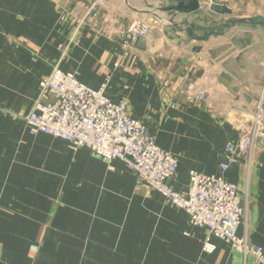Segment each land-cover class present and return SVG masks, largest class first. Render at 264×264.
Listing matches in <instances>:
<instances>
[{"label":"crops","instance_id":"obj_1","mask_svg":"<svg viewBox=\"0 0 264 264\" xmlns=\"http://www.w3.org/2000/svg\"><path fill=\"white\" fill-rule=\"evenodd\" d=\"M92 1L0 0V264H259L216 236L207 252L208 230L144 188L123 160L34 133L25 114L58 62L83 84L104 86L179 159L168 181L175 190H188L193 170L239 187L248 199L239 235L264 249V118L251 160L221 168L238 139L235 119L251 118L264 97V27L240 24L199 40L184 25L196 24L202 37L203 27L228 18L264 21V0H199L191 13L169 12L174 0H100L97 26H84L61 60L71 13ZM214 3L232 14L211 11ZM137 19L153 28L125 52L118 32ZM190 88L204 100L188 102L180 90Z\"/></svg>","mask_w":264,"mask_h":264},{"label":"built area","instance_id":"obj_2","mask_svg":"<svg viewBox=\"0 0 264 264\" xmlns=\"http://www.w3.org/2000/svg\"><path fill=\"white\" fill-rule=\"evenodd\" d=\"M101 2L86 3L89 7L83 16L71 13L74 25L72 38L62 48L61 60L72 44L79 42L84 26H97ZM64 12L61 19H65ZM153 25L144 20H134L118 32L122 47L127 52L140 40L146 38ZM188 102L203 101L204 94L194 88L181 89ZM171 106H176L175 102ZM264 97L255 105L251 118L235 119L239 131L238 139L226 145V160L221 164L225 172L233 164L250 161L256 141L263 135ZM32 132H44L66 140L77 150L89 147L110 163L119 158L138 176L146 189H155L166 200L184 209L189 222L196 227L206 228L209 235L204 249L215 250L211 236L229 242L244 258L252 256L264 264V249L250 242L247 236L239 235V228L246 217L248 199L243 198L239 187L225 176L191 171L189 188L186 192L175 190L168 181L176 176L179 159L157 144L156 135L140 120L130 114L126 100L113 102L105 95V87L93 89L83 84L74 72H66L58 62L51 73L40 80L39 94L33 108L25 116ZM32 249L38 251L39 246Z\"/></svg>","mask_w":264,"mask_h":264},{"label":"water","instance_id":"obj_3","mask_svg":"<svg viewBox=\"0 0 264 264\" xmlns=\"http://www.w3.org/2000/svg\"><path fill=\"white\" fill-rule=\"evenodd\" d=\"M176 5L170 7L169 12H179V13H191L197 11L201 8L199 0H174ZM210 10L221 15H231L232 10L228 8L226 5L214 3L210 6ZM257 24L264 27V21L260 20L259 18H244V19H235V18H228L227 20H223L220 24L216 26H207L203 27V31L205 32L204 36L197 37L195 34V30L197 29L196 24H190L188 21L184 22L186 26L185 31L192 37L198 38L199 40H206L207 37L213 35L215 33L221 34L224 28L240 25V24ZM183 25V24H182ZM218 33V34H219Z\"/></svg>","mask_w":264,"mask_h":264},{"label":"rangeland","instance_id":"obj_4","mask_svg":"<svg viewBox=\"0 0 264 264\" xmlns=\"http://www.w3.org/2000/svg\"><path fill=\"white\" fill-rule=\"evenodd\" d=\"M93 1H98V0H93ZM100 1V0H99ZM89 7L90 6H88V8H85V11H84V13L83 14H81V16H83V15H85L86 13H87V11L89 10ZM145 20V19H144ZM132 23V22H131ZM129 26V25H128ZM127 27V26H126ZM81 32H82V30H81ZM38 97V96H37ZM27 114H25V116H26ZM232 246V245H231ZM233 247V246H232ZM208 252V251H207ZM239 252V251H238Z\"/></svg>","mask_w":264,"mask_h":264}]
</instances>
